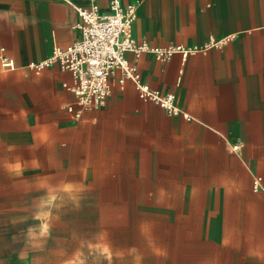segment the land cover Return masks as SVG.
Returning a JSON list of instances; mask_svg holds the SVG:
<instances>
[{
    "label": "crops",
    "instance_id": "0c3cea01",
    "mask_svg": "<svg viewBox=\"0 0 264 264\" xmlns=\"http://www.w3.org/2000/svg\"><path fill=\"white\" fill-rule=\"evenodd\" d=\"M136 4L133 37L155 47H220L161 62L134 58L140 80L175 97L191 119L141 100L129 79H109L105 106L79 119L63 83L68 71L35 74L29 62L79 36L74 7L62 0H0V133L37 132L56 140L62 165L84 179L128 182L169 197L171 264H264V0H119ZM77 6L88 0H70ZM102 13L110 0H96ZM13 136V137H14ZM11 138V137H10ZM236 147V149H233Z\"/></svg>",
    "mask_w": 264,
    "mask_h": 264
},
{
    "label": "rangeland",
    "instance_id": "374dc122",
    "mask_svg": "<svg viewBox=\"0 0 264 264\" xmlns=\"http://www.w3.org/2000/svg\"><path fill=\"white\" fill-rule=\"evenodd\" d=\"M37 128L0 133V264H171L170 198L84 179Z\"/></svg>",
    "mask_w": 264,
    "mask_h": 264
},
{
    "label": "built area",
    "instance_id": "2783aa9c",
    "mask_svg": "<svg viewBox=\"0 0 264 264\" xmlns=\"http://www.w3.org/2000/svg\"><path fill=\"white\" fill-rule=\"evenodd\" d=\"M62 1L71 4L76 11L78 38L65 47L54 45L50 56L41 61L29 62L27 68L35 74L50 67L70 73L72 82L63 84V87L74 95L76 107L69 106L67 111L79 118L82 111L103 107L110 94L109 79L118 75L119 84L127 79L133 82L141 100L160 106L169 115L191 119L176 107L173 94L162 93L143 83L136 66L128 62L126 54L134 58L152 54L156 60L164 62L174 54L186 58L191 54L205 53L212 47L222 46L230 37L219 40L210 37L202 45L155 47L138 42L133 37L137 9L134 3L122 6L119 0H110L108 12L102 13L96 0H88L84 6L74 5L70 0ZM1 65L7 69L14 68L13 61L4 56H1ZM261 183V177H254L253 192L264 193Z\"/></svg>",
    "mask_w": 264,
    "mask_h": 264
}]
</instances>
